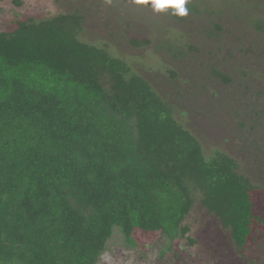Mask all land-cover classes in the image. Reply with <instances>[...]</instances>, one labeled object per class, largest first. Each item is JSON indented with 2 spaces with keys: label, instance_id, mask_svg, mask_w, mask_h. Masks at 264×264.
Listing matches in <instances>:
<instances>
[{
  "label": "trees",
  "instance_id": "obj_1",
  "mask_svg": "<svg viewBox=\"0 0 264 264\" xmlns=\"http://www.w3.org/2000/svg\"><path fill=\"white\" fill-rule=\"evenodd\" d=\"M201 4L167 12L183 22ZM251 18L264 33V18ZM84 20L75 10L0 31V264H97L115 228L129 247L138 229L176 256L196 193L248 264H264L250 253L264 249V200L258 209L238 160L205 154L147 79L81 38ZM221 31L215 22L209 35Z\"/></svg>",
  "mask_w": 264,
  "mask_h": 264
},
{
  "label": "rangeland",
  "instance_id": "obj_2",
  "mask_svg": "<svg viewBox=\"0 0 264 264\" xmlns=\"http://www.w3.org/2000/svg\"><path fill=\"white\" fill-rule=\"evenodd\" d=\"M19 1L0 0V31H12L19 19L81 11V38L107 44L147 79L174 106L176 119L199 139L205 154L218 149L236 158L239 172L257 186L255 204L262 207L264 33L251 17L264 18V0H201L200 14L183 22L167 10L157 12L151 0ZM215 22L222 25L217 39L209 35ZM168 44L183 53H170ZM214 69L230 74L232 81L217 79ZM200 198L196 193L184 220L185 237L174 243L176 256L165 252L155 235L138 229L132 234L137 245L129 247L115 228L97 264H245L229 230ZM255 245L254 253L264 260V249Z\"/></svg>",
  "mask_w": 264,
  "mask_h": 264
},
{
  "label": "clouds",
  "instance_id": "obj_3",
  "mask_svg": "<svg viewBox=\"0 0 264 264\" xmlns=\"http://www.w3.org/2000/svg\"><path fill=\"white\" fill-rule=\"evenodd\" d=\"M138 3H145L147 0H137ZM187 0H151L152 7L157 12L172 9L173 15L185 16L188 9L185 7Z\"/></svg>",
  "mask_w": 264,
  "mask_h": 264
},
{
  "label": "flooded vegetation",
  "instance_id": "obj_4",
  "mask_svg": "<svg viewBox=\"0 0 264 264\" xmlns=\"http://www.w3.org/2000/svg\"><path fill=\"white\" fill-rule=\"evenodd\" d=\"M224 227V226H223ZM225 228V227H224ZM230 234V233H229ZM231 237V236H230ZM235 246V245H234ZM236 248V247H235ZM236 251L238 252V250H237V248H236ZM238 254H240V253H238ZM251 254H255L254 253V249H253V251H252V253ZM242 256V255H241ZM244 260H245V264H248V262H247V260L245 259V257H244Z\"/></svg>",
  "mask_w": 264,
  "mask_h": 264
}]
</instances>
